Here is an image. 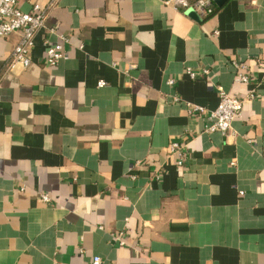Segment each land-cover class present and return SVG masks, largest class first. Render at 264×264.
I'll list each match as a JSON object with an SVG mask.
<instances>
[{
	"label": "crops",
	"instance_id": "crops-1",
	"mask_svg": "<svg viewBox=\"0 0 264 264\" xmlns=\"http://www.w3.org/2000/svg\"><path fill=\"white\" fill-rule=\"evenodd\" d=\"M165 1L59 0L13 73L0 38V264H264V0ZM219 88L243 101L227 134L191 114Z\"/></svg>",
	"mask_w": 264,
	"mask_h": 264
},
{
	"label": "built area",
	"instance_id": "built-area-1",
	"mask_svg": "<svg viewBox=\"0 0 264 264\" xmlns=\"http://www.w3.org/2000/svg\"><path fill=\"white\" fill-rule=\"evenodd\" d=\"M58 2L59 0H50L45 7L35 5L30 12H24L18 6L16 0H0V38L8 39L13 35L19 37L18 43L14 46L4 65V72L13 73L19 68L25 70L31 65L30 56L35 47V37L41 30L46 29L48 15ZM165 3L180 5L184 8L191 7L187 0H166ZM192 7L202 16H209L215 12L212 0H199ZM48 33L49 35L56 34L53 29H49ZM58 39L59 42L51 46L49 45V38L46 40V46L49 47H47L43 61L50 67H55L66 59L64 44L68 43V40L62 36H59ZM234 66L238 73L236 76L237 82L247 84L249 78L243 73L246 69L245 65L235 63ZM188 74L191 78H195V74L191 70ZM169 84L173 85V82H169ZM106 85V82L98 84L100 88H104ZM218 92L220 103L215 110L209 111L205 108L195 107L191 110V114L194 112L201 115L207 114L212 122V126L208 128V131L227 134L232 131L233 123L241 117L243 101L231 98L223 88H219ZM185 151L186 146L184 143L177 142L170 146V154L179 158V165L185 163ZM42 200L45 203H50V198L46 195H42ZM92 264H101V259L94 258Z\"/></svg>",
	"mask_w": 264,
	"mask_h": 264
},
{
	"label": "water",
	"instance_id": "water-1",
	"mask_svg": "<svg viewBox=\"0 0 264 264\" xmlns=\"http://www.w3.org/2000/svg\"><path fill=\"white\" fill-rule=\"evenodd\" d=\"M228 0H215V4L218 6V7H222ZM188 15L189 16H195L193 10H190L188 12Z\"/></svg>",
	"mask_w": 264,
	"mask_h": 264
},
{
	"label": "trees",
	"instance_id": "trees-1",
	"mask_svg": "<svg viewBox=\"0 0 264 264\" xmlns=\"http://www.w3.org/2000/svg\"><path fill=\"white\" fill-rule=\"evenodd\" d=\"M198 1H199V0H197L196 2H198ZM196 2H195V3H196ZM195 3H194V4H195ZM189 4H190V3H189ZM215 9H216V11H217V8H216V7H215Z\"/></svg>",
	"mask_w": 264,
	"mask_h": 264
},
{
	"label": "rangeland",
	"instance_id": "rangeland-1",
	"mask_svg": "<svg viewBox=\"0 0 264 264\" xmlns=\"http://www.w3.org/2000/svg\"><path fill=\"white\" fill-rule=\"evenodd\" d=\"M191 0H187L188 3H190Z\"/></svg>",
	"mask_w": 264,
	"mask_h": 264
}]
</instances>
